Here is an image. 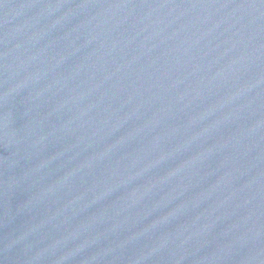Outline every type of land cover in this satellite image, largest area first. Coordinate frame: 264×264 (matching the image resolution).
<instances>
[{"label": "water", "instance_id": "1", "mask_svg": "<svg viewBox=\"0 0 264 264\" xmlns=\"http://www.w3.org/2000/svg\"><path fill=\"white\" fill-rule=\"evenodd\" d=\"M0 264H264V0H0Z\"/></svg>", "mask_w": 264, "mask_h": 264}]
</instances>
